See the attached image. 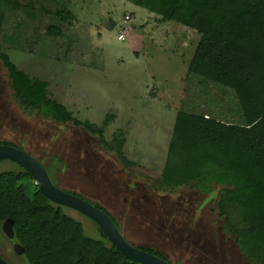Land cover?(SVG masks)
<instances>
[{
    "label": "rangeland",
    "instance_id": "rangeland-1",
    "mask_svg": "<svg viewBox=\"0 0 264 264\" xmlns=\"http://www.w3.org/2000/svg\"><path fill=\"white\" fill-rule=\"evenodd\" d=\"M16 1V8L0 6L1 51L30 77L47 81V96L73 117L100 127L109 148L83 127L21 106L1 60L0 142L12 143L39 160L60 189L105 208L134 246L159 251L171 264H250L236 238L223 228L217 196L208 198L189 186L156 189L169 161L178 112L245 121L232 89L187 78L186 67L173 56L181 43V25L160 23L135 0ZM70 2L90 6L81 16L91 14L92 19L74 22ZM62 13L71 17L63 18ZM125 14L132 19L126 23L124 39L117 40ZM51 24L61 29L59 36L49 35ZM162 28L173 33L170 39L151 45L152 31L158 34L154 39H160ZM19 169L13 161L0 160V172ZM36 186L27 179L20 189L28 197ZM65 210L83 223L88 236L98 237L93 221ZM9 250L0 227L1 257L22 264V257Z\"/></svg>",
    "mask_w": 264,
    "mask_h": 264
},
{
    "label": "trees",
    "instance_id": "trees-1",
    "mask_svg": "<svg viewBox=\"0 0 264 264\" xmlns=\"http://www.w3.org/2000/svg\"><path fill=\"white\" fill-rule=\"evenodd\" d=\"M2 3L19 6L16 0ZM135 4L161 22L174 21L200 35L188 78L232 89L245 120L239 124L178 112L157 192L189 186L208 198L217 196L224 230L236 238L250 264H264V0H135ZM67 15L62 13L63 18ZM48 33L56 37L61 29L51 24ZM0 60L21 106L44 118L83 127L109 148L100 127L78 120L48 97L47 81L18 69L1 46ZM17 166L19 170L0 172V225L13 220V241L24 249V264H141L126 258L96 223L98 237L88 236L83 223L45 198L38 186L27 197L20 187L27 179L36 180ZM93 204L120 230L105 208ZM135 247L170 263L159 251Z\"/></svg>",
    "mask_w": 264,
    "mask_h": 264
},
{
    "label": "water",
    "instance_id": "water-1",
    "mask_svg": "<svg viewBox=\"0 0 264 264\" xmlns=\"http://www.w3.org/2000/svg\"><path fill=\"white\" fill-rule=\"evenodd\" d=\"M0 160H10L28 171L38 184L41 194L54 204L76 210L96 223L108 240L129 260L141 264H170L165 259L130 244L122 235L116 223L102 209L79 195L69 193L57 187L51 180L45 166L23 149L0 144ZM13 220L6 219L0 225L1 230L17 255L22 256L23 247L14 242ZM0 264H11L0 255ZM24 264V263H23Z\"/></svg>",
    "mask_w": 264,
    "mask_h": 264
},
{
    "label": "crops",
    "instance_id": "crops-1",
    "mask_svg": "<svg viewBox=\"0 0 264 264\" xmlns=\"http://www.w3.org/2000/svg\"><path fill=\"white\" fill-rule=\"evenodd\" d=\"M73 2H75L76 0H72ZM78 1H76V3H77ZM84 3V2H83ZM98 3V2H97ZM70 5L72 6V9H69V11L72 13V15L71 16H73V21L75 22V20H77V19H81V18H86V17H88V18H91L92 19V16H91V14H90V16H86V17H83V16H81V13H83V10L85 9V10H88V9H91V7L89 6V7H87V6H85V4H83V5H77V7H76V5H73V4H71V2H70ZM69 12V13H70ZM70 13V14H71ZM77 15V16H76ZM156 15V14H155ZM70 16V17H71ZM102 15H100L99 16V19H100V17H101ZM156 17H158L157 15H156ZM155 17V18H156ZM75 19V20H74ZM119 18L116 16L115 17V20H118ZM132 18L130 17V20H131ZM85 23V22H84ZM160 23H164V22H161L160 21ZM79 24H82V21L80 22L79 21ZM91 27H93V23L91 22ZM181 25V24H180ZM75 27V26H74ZM164 28H162L161 30H163ZM160 29H158V31H160V32H158L162 37L159 39V38H157V39H154V36H158V34H157V31L155 32L154 30L152 31V33H153V35L151 34L150 36L152 37H150V38H148V39H150V44L151 45H156V43H158V45H160V44H165V42H166V40H168V39H170L169 38V36L170 35H172L173 33H171V32H168V31H165V30H163V31H161ZM178 31H180L181 32V34H182V36H181V39H180V44H178L177 46V48L176 49H173V50H175V53L173 54V56L175 57V59H176V61H178V63L180 64V66H183V67H186V76H187V78L189 77L188 75H187V73H188V65H189V63H190V60H191V58H192V56H193V53H194V49H195V47H196V45H197V43H198V41H199V39H200V35L195 31V30H193V29H190V28H188V27H186V26H184V25H181V27L179 28V30ZM117 40H119L118 39V35H117ZM132 41H133V43L135 44V40L134 39H132ZM158 41V42H157ZM193 42V45L191 44ZM135 48L133 47L132 49H130L131 51H133ZM139 57V56H138ZM138 57H136L135 59L136 60H138ZM184 73V72H183ZM185 76V77H186Z\"/></svg>",
    "mask_w": 264,
    "mask_h": 264
},
{
    "label": "built area",
    "instance_id": "built-area-1",
    "mask_svg": "<svg viewBox=\"0 0 264 264\" xmlns=\"http://www.w3.org/2000/svg\"><path fill=\"white\" fill-rule=\"evenodd\" d=\"M130 20V15L129 14H125L123 16V22L125 23V25L122 27V29L119 31V34H118V39L119 40H123L124 39V30H126V23Z\"/></svg>",
    "mask_w": 264,
    "mask_h": 264
},
{
    "label": "flooded vegetation",
    "instance_id": "flooded-vegetation-1",
    "mask_svg": "<svg viewBox=\"0 0 264 264\" xmlns=\"http://www.w3.org/2000/svg\"><path fill=\"white\" fill-rule=\"evenodd\" d=\"M15 147H17L16 145H15ZM10 243V242H9ZM11 244V243H10ZM9 252H10V255H14V256H19V255H17L15 252H14V250H13V248H12V246H11V250H9ZM20 257V256H19ZM9 263H11V264H15V263H13V262H10V261H8ZM23 264V263H22Z\"/></svg>",
    "mask_w": 264,
    "mask_h": 264
}]
</instances>
